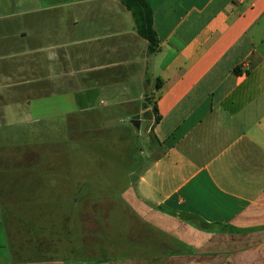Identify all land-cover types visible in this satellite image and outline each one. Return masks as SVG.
Returning <instances> with one entry per match:
<instances>
[{
    "label": "crops",
    "instance_id": "1",
    "mask_svg": "<svg viewBox=\"0 0 264 264\" xmlns=\"http://www.w3.org/2000/svg\"><path fill=\"white\" fill-rule=\"evenodd\" d=\"M148 3L153 52L120 0H0V145L15 157L1 142L17 138L1 134L9 122L58 116L64 130L24 154L34 187L51 174L86 181L70 141L82 155L86 139L110 148L144 129L124 234L119 217L107 240H88L105 254L80 259L10 256L16 180L0 154V264H264V0ZM21 108L34 114L16 119Z\"/></svg>",
    "mask_w": 264,
    "mask_h": 264
},
{
    "label": "rangeland",
    "instance_id": "2",
    "mask_svg": "<svg viewBox=\"0 0 264 264\" xmlns=\"http://www.w3.org/2000/svg\"><path fill=\"white\" fill-rule=\"evenodd\" d=\"M30 113L34 114L21 108L16 119H21ZM6 116L11 118L10 114L6 113ZM9 123L11 124L5 125L1 130V134L17 138H3L1 142L14 144L15 157L9 154L6 145H0V149H4L0 151V154L3 158V170H7L5 172L11 174L16 180L15 185L10 186L11 207L15 210L14 222H16L17 233L16 238H11L9 242L12 248L10 256L24 259L50 255L55 258L80 259L95 254L97 256L99 253L105 254L104 251L97 253L87 251V248L95 250L98 246L97 243H89L91 241L88 240L99 233L107 240L110 232L112 234V221L119 217L117 227L119 232L124 234V217L129 212L121 199V192L128 186L130 179L143 162V150L139 148V146L142 147L143 127L135 126L128 140H116L118 145L114 146L113 143L110 148L92 149L94 148L93 139H86L82 155L77 154L78 149H73V141H70L71 161L84 165L86 181H79L82 185L78 186L73 177L62 180L52 177L51 174L46 181H43L44 186L34 187L30 179L28 162L25 163L23 160L24 154L29 155L28 150L32 141L44 142L46 145L65 139L60 117H53L52 123L50 119L35 122L21 120L15 125L12 122ZM31 135H35L34 140L30 138ZM109 142V144L112 143L111 140ZM18 150L22 153L21 159L16 156ZM96 150H99L101 155L94 154ZM52 162L54 165L59 164V160L54 156ZM12 164L19 172L11 170ZM96 166L97 169L94 170ZM24 169H27V172L21 173ZM70 172L73 173V171ZM95 174L99 176L94 177ZM37 198H39L38 201ZM106 200L108 201L104 202ZM82 213L90 219H80L78 216ZM93 214H102L103 219H99L103 221L102 231L98 230L99 225L92 223ZM46 238L48 243L45 241ZM34 242L42 249H35ZM44 244L47 249L43 248ZM121 251L114 253L123 254L124 251Z\"/></svg>",
    "mask_w": 264,
    "mask_h": 264
},
{
    "label": "trees",
    "instance_id": "3",
    "mask_svg": "<svg viewBox=\"0 0 264 264\" xmlns=\"http://www.w3.org/2000/svg\"><path fill=\"white\" fill-rule=\"evenodd\" d=\"M130 11L136 32L146 39L147 52H153L158 46V38L152 25V10L148 0H120ZM237 71V67H234ZM155 111V107L152 106ZM156 119V117H155Z\"/></svg>",
    "mask_w": 264,
    "mask_h": 264
}]
</instances>
